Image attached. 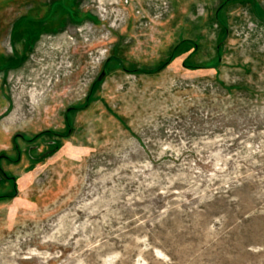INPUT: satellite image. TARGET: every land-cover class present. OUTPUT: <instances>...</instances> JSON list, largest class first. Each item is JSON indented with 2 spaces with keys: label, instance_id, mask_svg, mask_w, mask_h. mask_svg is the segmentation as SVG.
<instances>
[{
  "label": "rangeland",
  "instance_id": "rangeland-1",
  "mask_svg": "<svg viewBox=\"0 0 264 264\" xmlns=\"http://www.w3.org/2000/svg\"><path fill=\"white\" fill-rule=\"evenodd\" d=\"M1 153L0 264H264V0H0Z\"/></svg>",
  "mask_w": 264,
  "mask_h": 264
},
{
  "label": "flooded vegetation",
  "instance_id": "flooded-vegetation-1",
  "mask_svg": "<svg viewBox=\"0 0 264 264\" xmlns=\"http://www.w3.org/2000/svg\"><path fill=\"white\" fill-rule=\"evenodd\" d=\"M19 134H21V133H19ZM0 155L2 157L6 158V159L9 158V156L6 155V154H4V153H1ZM0 173H2V175L5 176L6 179L10 180L11 182H14L15 181L14 175H11V174H8L7 172H5V170L1 166H0Z\"/></svg>",
  "mask_w": 264,
  "mask_h": 264
},
{
  "label": "water",
  "instance_id": "water-1",
  "mask_svg": "<svg viewBox=\"0 0 264 264\" xmlns=\"http://www.w3.org/2000/svg\"><path fill=\"white\" fill-rule=\"evenodd\" d=\"M104 73H105V70H104V68H102L100 73L98 74V79H100Z\"/></svg>",
  "mask_w": 264,
  "mask_h": 264
},
{
  "label": "trees",
  "instance_id": "trees-1",
  "mask_svg": "<svg viewBox=\"0 0 264 264\" xmlns=\"http://www.w3.org/2000/svg\"><path fill=\"white\" fill-rule=\"evenodd\" d=\"M34 37H35V36H34ZM34 37H33V39H34ZM33 39H32V40H33Z\"/></svg>",
  "mask_w": 264,
  "mask_h": 264
}]
</instances>
